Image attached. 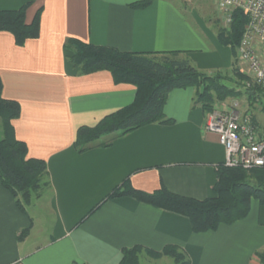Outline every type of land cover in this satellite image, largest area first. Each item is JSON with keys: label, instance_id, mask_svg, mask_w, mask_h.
Masks as SVG:
<instances>
[{"label": "crops", "instance_id": "crops-1", "mask_svg": "<svg viewBox=\"0 0 264 264\" xmlns=\"http://www.w3.org/2000/svg\"><path fill=\"white\" fill-rule=\"evenodd\" d=\"M138 1L0 0V10L29 3L28 24L41 10L38 39L17 47L11 34L0 32V78L3 97L20 105L19 118L11 122L15 136L26 144L28 158L45 162L50 181L45 225L30 211L36 207L21 212L0 184V264H119L123 249L159 252L169 245L190 264H260L264 205L257 200L244 219L205 233H194L181 215L131 197L106 200L126 178L145 193L164 187L197 200L214 196L225 151L204 130L207 113L194 105V88L167 94L163 113L172 123L113 133L103 137L106 147L82 153L74 148L78 128L130 105L136 89L115 84L107 71L78 75L67 62L68 39L121 52H180L209 75L228 66L229 47L220 43L218 19L207 9L215 0H154L132 7Z\"/></svg>", "mask_w": 264, "mask_h": 264}, {"label": "trees", "instance_id": "trees-1", "mask_svg": "<svg viewBox=\"0 0 264 264\" xmlns=\"http://www.w3.org/2000/svg\"><path fill=\"white\" fill-rule=\"evenodd\" d=\"M153 1H138L132 7L142 9ZM29 6L27 3L16 10H0V32L11 34L17 47H23L27 41L36 40L40 35L41 10L28 24L25 15ZM246 22L244 13L235 10L230 27L219 30L220 43L229 47L233 56L236 55ZM64 49L69 52L67 62L78 75L107 71L115 84H129L136 89L130 105L110 113L92 127L82 126L77 129L74 148L78 153L97 145L108 146L109 142L101 141L113 133L125 135L148 124L172 123L171 119L165 117L163 107L167 94L173 89L194 88V105L200 106L205 113L210 112L216 102L230 97L237 98L245 94L250 105L260 103L261 97H264L259 88L246 87L243 81L247 77L237 69H233L234 76L240 80L237 87H243L244 92L227 86L224 80L228 78L222 73L209 75L198 71L180 52H121L75 39H68ZM2 92L3 83L0 78V184L15 199L17 208L26 213V207L32 201L50 190V181L45 162L28 158L26 144L15 136L11 122L20 116L19 103L5 99ZM261 110L264 112V105ZM213 194V197L197 200L171 193L164 187L145 193L134 189L126 178L106 200L131 197L138 202L181 215L189 220L194 233H205L215 231L220 225H230L244 219L252 199L264 205V169L245 170L219 165ZM29 230L21 231L19 241L27 237ZM141 254L155 260L169 257L174 264H190L184 252L173 245L159 252L137 246L123 249L119 264H140ZM257 257L260 264H264V251L258 252Z\"/></svg>", "mask_w": 264, "mask_h": 264}, {"label": "built area", "instance_id": "built-area-1", "mask_svg": "<svg viewBox=\"0 0 264 264\" xmlns=\"http://www.w3.org/2000/svg\"><path fill=\"white\" fill-rule=\"evenodd\" d=\"M215 7L225 29L230 27L235 10L246 16L236 57L246 67L250 80L246 86L257 87L264 94V0H215ZM237 104L236 101L215 104L206 114L204 130L218 137L225 151L226 167L264 169V131L253 113ZM10 264H22V261Z\"/></svg>", "mask_w": 264, "mask_h": 264}, {"label": "rangeland", "instance_id": "rangeland-1", "mask_svg": "<svg viewBox=\"0 0 264 264\" xmlns=\"http://www.w3.org/2000/svg\"><path fill=\"white\" fill-rule=\"evenodd\" d=\"M210 11V14L216 15L217 17V21L219 23V28L220 29H224L225 27L223 26L221 19L219 18V14L217 13L216 9H215V5L214 7H212V5H208V8ZM228 48V47H227ZM228 50V54H229V63L228 66L226 68H223L219 71V73H222L225 77H227V80H224V83L229 86V87H233L238 89L241 92H244V88L240 87L238 88L237 85H239L240 80L234 76V71L233 69H237L240 73H242L244 76H246L247 78L243 81L245 85H247L250 80L249 77L246 75L247 71L245 70V66L241 63H239L236 55L233 56V53L231 51V49H227ZM231 80V81H230ZM230 81V82H229ZM247 87V86H246ZM233 101L238 102V106L243 109V110H248L249 112L253 113V115L255 116L257 125L259 126L261 131H264V112H262L261 107L264 105V97H261V102L260 103H255L254 105H250L249 101H247L246 95L243 94L240 97L237 98H227L224 101H218L215 104H219L220 102H224L225 104H231L233 103ZM41 197L39 199H36L35 201H32L31 206L36 207V209H31L30 211L33 213V215L38 217V220L42 221V224L45 225L47 219L49 218V212L48 209L46 207V199H47V193L44 192L43 194L40 195ZM27 208V207H26ZM173 261V260H171ZM174 262H170L169 264H173ZM140 264H164L163 262L159 261V262H154L153 260H150L149 257L147 256H143L140 257Z\"/></svg>", "mask_w": 264, "mask_h": 264}]
</instances>
